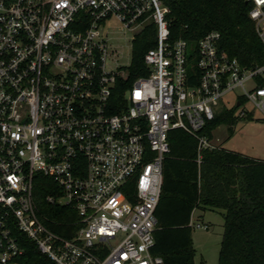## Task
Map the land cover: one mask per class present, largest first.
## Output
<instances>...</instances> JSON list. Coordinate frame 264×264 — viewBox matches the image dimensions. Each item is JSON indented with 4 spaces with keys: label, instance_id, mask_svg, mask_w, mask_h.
Returning <instances> with one entry per match:
<instances>
[{
    "label": "built area",
    "instance_id": "2783aa9c",
    "mask_svg": "<svg viewBox=\"0 0 264 264\" xmlns=\"http://www.w3.org/2000/svg\"><path fill=\"white\" fill-rule=\"evenodd\" d=\"M246 1L257 27L264 0ZM169 12L166 0H0V264H18L21 237L53 264H162L150 249L169 133L200 153L214 148L202 130L222 110L264 118V66L241 67L215 32L171 39ZM110 19L155 28L146 75L121 97L127 71L108 66L102 33Z\"/></svg>",
    "mask_w": 264,
    "mask_h": 264
},
{
    "label": "trees",
    "instance_id": "16d2710c",
    "mask_svg": "<svg viewBox=\"0 0 264 264\" xmlns=\"http://www.w3.org/2000/svg\"><path fill=\"white\" fill-rule=\"evenodd\" d=\"M166 4L170 10L171 39H183L194 45L204 35L215 32L219 36V48L235 58L241 67L264 66V44L248 16L249 1L166 0ZM155 42L152 24L134 36L131 61L126 68L127 79L117 81L119 97L136 78L146 75L143 56L155 47ZM256 82L262 86L264 78H258ZM233 114L234 110H222L204 127L202 134L210 141L212 130L225 125L231 136L240 120ZM168 141L170 151L163 161L151 255L159 257L162 264H193L191 214L195 209H210L222 211L223 219L216 264H264V160L220 148L198 153L196 140L181 130H172ZM47 183L46 177L40 178L38 204L51 218L50 212L54 208L43 203L48 193L44 187ZM62 209L56 211L58 216ZM57 232L64 237L71 235V232ZM21 247L24 252L17 259L18 264H53L24 237H21Z\"/></svg>",
    "mask_w": 264,
    "mask_h": 264
},
{
    "label": "rangeland",
    "instance_id": "374dc122",
    "mask_svg": "<svg viewBox=\"0 0 264 264\" xmlns=\"http://www.w3.org/2000/svg\"><path fill=\"white\" fill-rule=\"evenodd\" d=\"M259 37L264 34V22L256 27ZM138 29L129 31L114 19H110L102 33L107 42L108 66L113 69L127 68L131 61L132 40ZM240 94V90L230 93L227 98ZM250 108V106H246ZM211 145L249 158L264 160V118L256 111L251 118L241 119L234 127L233 134H227L225 125L212 130ZM199 216V217H198ZM192 222L207 225V230L191 228L192 247L195 250L193 264H216L222 235V211L198 210Z\"/></svg>",
    "mask_w": 264,
    "mask_h": 264
},
{
    "label": "crops",
    "instance_id": "0c3cea01",
    "mask_svg": "<svg viewBox=\"0 0 264 264\" xmlns=\"http://www.w3.org/2000/svg\"><path fill=\"white\" fill-rule=\"evenodd\" d=\"M196 210V209H195ZM195 210L192 212V214H191V218H190V221H192L193 220V215H194V212H195ZM198 210H200V209H198ZM199 217V216H198Z\"/></svg>",
    "mask_w": 264,
    "mask_h": 264
}]
</instances>
